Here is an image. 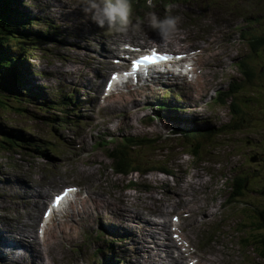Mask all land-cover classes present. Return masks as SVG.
I'll return each mask as SVG.
<instances>
[{
  "label": "rangeland",
  "instance_id": "rangeland-1",
  "mask_svg": "<svg viewBox=\"0 0 264 264\" xmlns=\"http://www.w3.org/2000/svg\"><path fill=\"white\" fill-rule=\"evenodd\" d=\"M16 2L23 8L20 10V20L24 27L18 30L24 35L28 33L27 29L44 31L46 24H53L56 29H52L55 36L46 37L37 48H29L23 53L13 48L20 55L15 71L24 74L25 77L20 78L25 83L23 85L18 81L21 85L16 84L6 77L1 84H9L11 94L25 93L26 88L39 90L51 102L40 105L37 99L32 98V103L23 101L21 107L25 109L24 113L0 110L1 128L11 127V131L25 134L35 144L20 141L23 145L12 150L0 148L2 251L5 243H11L10 249L5 246L3 254L0 252V264H98L94 260L98 256H92V253L99 250H104L106 256L117 254L125 257L123 263L121 259L118 260L119 264H130V260L137 264L139 258L151 262L149 254L143 255L144 251L139 245L143 239L151 236L150 222L145 219L156 223L166 220L172 231V239L180 238L178 223L184 220L186 230L182 233L181 242L177 240V245L180 249H189L190 255L184 260L185 264H204L203 261H207V264H212L210 261L213 264H264V258L258 255L260 244L244 246L246 242L254 243V238L261 244L264 241V192L254 187L247 192L244 189L239 203L224 207L230 191L229 181L225 182V179L239 173L247 183L264 184V45L258 43L253 51L245 36L248 33L260 35V39L264 40V0H181L170 4L160 1L152 2V8L146 7L143 0H139L137 5L131 4L133 23L143 19L149 11L158 17L176 16L177 28L166 39L144 25L131 28L126 34L100 29L83 17L77 0ZM241 28L245 31V38L241 35ZM150 32H153L152 36ZM143 33L162 48L174 52L188 51L192 57L199 46L202 49L199 59L202 70L197 74L196 81L204 86L206 92L189 93L184 89L183 81L167 82L165 79L159 88L174 83V90L182 88L176 93L177 96L173 89H169L168 94L169 102L178 106L179 112L164 108L144 111L145 104L157 105L162 102L154 96L147 99L138 92L143 91L140 85L125 89L127 93L122 91L110 95L107 99L111 102L102 103L103 108L99 112L95 102L103 84L98 88L94 83L108 78L114 67L107 59L109 52L106 53L113 43L112 39L118 41L116 37H120L135 41L143 38ZM104 35L107 36L106 41ZM12 45L13 42L5 47L9 50ZM25 45L29 47L28 43ZM16 51L11 50V53L15 55ZM93 54L103 55L107 61L96 67L98 64L93 62L98 63L101 59ZM238 61L248 64L249 75L239 69ZM96 74L101 77H96ZM230 87L240 88L238 93H228L237 96L239 105L230 108L226 104L216 103L215 95L217 98L218 94L215 91ZM0 91V99L11 103L10 94L3 89ZM68 91L72 93L66 94ZM135 92L139 96H134ZM242 93L250 96L255 93L256 100L252 98L241 102L239 96ZM57 101L66 106L74 105L67 114L68 120L73 122L56 124L61 115L50 106ZM171 104L169 107H174ZM72 111L76 114H72ZM120 111H124L126 118L120 115L119 119L122 120L113 121L112 115ZM144 114L154 120H148L153 124L151 130L154 135L165 133L163 127L179 129L204 125L211 127V130L219 124L226 125V122H240L226 125L227 128L217 137V133L211 130L213 140L207 141L204 146L200 144L199 153L194 158L184 154L187 148L182 140L172 139L165 144L161 157H152L162 159L160 163L149 159L144 163L149 166L145 169L139 168L143 164L135 163L137 167L132 166L128 170L132 175L127 176V171L116 167V161L110 153H106L111 151L112 141L105 146L98 143L101 139L108 140L107 136L120 140L116 128L125 129L128 125L131 126L120 134L135 138L149 134L150 129L140 121L146 119L143 118ZM111 128L113 134L108 133ZM139 141L144 145L141 139ZM134 145L133 149L137 150L136 146L139 145ZM171 147V154L167 155ZM144 153L154 155L156 151L147 149ZM113 154L119 158L116 151ZM170 169L173 176H169ZM245 171H252L253 176L260 178L255 179ZM175 184L182 186L177 188ZM63 185H77L82 191L74 202L68 207L64 206L62 213L49 218L45 228L46 238L40 237L37 226L40 225L43 208L48 198ZM178 191L184 193L182 201L177 197ZM96 197L101 198L99 203L105 201L112 207L98 204ZM135 202L147 204V207L136 210L138 216L132 208ZM162 203H166L167 207H163ZM105 207L109 208V213L105 215L103 212L99 216ZM129 214L136 218L132 219ZM176 218L177 223L171 225L169 221ZM109 219L122 224L121 227H107ZM133 220L139 221V224H134ZM8 221L13 226H19L13 235L5 228ZM23 228L29 234L23 233ZM127 229L129 234L125 233ZM153 229L157 235L158 232L162 233L158 227ZM30 230L34 231L36 245L26 240L29 238L21 236L30 235ZM98 232L101 238L96 236ZM159 238L156 243L161 247L162 240L169 241L171 237ZM18 239L21 243L17 242ZM189 240H192L198 252H193L188 246ZM13 242L16 248H12ZM22 246L27 248V252ZM36 247L41 260L39 257L35 260ZM151 255L155 264H163L156 255ZM172 255L176 261H180L178 255ZM138 264L145 263L140 261Z\"/></svg>",
  "mask_w": 264,
  "mask_h": 264
},
{
  "label": "trees",
  "instance_id": "trees-1",
  "mask_svg": "<svg viewBox=\"0 0 264 264\" xmlns=\"http://www.w3.org/2000/svg\"><path fill=\"white\" fill-rule=\"evenodd\" d=\"M154 1L155 2L162 1L165 3H170V2H179L180 0H154ZM11 2L12 0H0V90L3 89L5 92L10 94L11 96L10 98L11 103L4 102L3 100L0 99V110L3 112L12 110L18 113H24L25 109L21 107L23 106L22 105L23 101L25 100L26 103H32L33 102L32 98L33 96H36V94H34L32 91L29 92L27 90L25 91V93L17 92L15 94L14 93L11 94L9 92L12 89L9 88V84L7 85V83L4 82L3 86L1 85L3 82V79H5L6 77H8L11 80V82L20 84L18 82L20 78L18 79L17 77L18 73L15 71V68H14L16 66V60L19 59L20 55L18 54V52H15L16 54L15 56H13V54L11 53V50L20 51V49L18 48L21 47V49L25 51L29 49V47L26 46L25 44L27 43L32 44V42L29 41L28 38H33V39H37L35 37L46 38L50 34L48 33V35L44 37L40 31H33L30 29H27L28 33L24 35L20 30H18V28L22 29L24 27L22 25V21L20 20L21 16L18 13V11L22 10L23 8L21 7V5H18V2H16V9L18 11L15 12V10L11 7ZM51 27L52 25H50V29ZM11 42H13V45H12L13 47L12 49L10 48L8 50V47H5V46H9ZM34 47L37 48L38 46L34 45ZM13 48H15L16 50ZM0 93L2 92L0 91ZM25 98H27L28 100ZM250 99H252L251 96H248V97L245 96L243 101H247ZM41 104H44V103H42L41 101L40 105ZM60 122H63V121L60 120ZM58 125H61V124H58ZM10 128L11 127H8V128L0 127V148L1 149L12 150L14 147L18 146V144H21L19 143L20 141L25 142V144L32 142V138L25 137V134H22L19 131H17V133L13 132L11 131ZM210 128L211 127L207 129L209 130ZM193 130H200V129H193ZM196 134L197 133L191 132V130L183 131L180 134V135H183L182 138L185 139V146L187 147V152L192 157H195L199 153V150H200V145H198L200 143L199 137L196 136ZM135 140L136 139L133 136L124 138V141L126 143H136ZM141 141H144V139ZM135 163H136L135 160H132L131 158L128 157V158L121 159L117 165L121 169H123L125 166H127L128 169H130L132 166L137 167ZM139 168H142V167H139ZM244 187H245V180H240L239 189L236 192V195H241V190ZM254 241H255L254 243L246 242L244 243V246L260 244L259 245L260 251L258 255L264 258V241H261L262 244L259 243L256 238H254Z\"/></svg>",
  "mask_w": 264,
  "mask_h": 264
},
{
  "label": "bare ground",
  "instance_id": "bare-ground-1",
  "mask_svg": "<svg viewBox=\"0 0 264 264\" xmlns=\"http://www.w3.org/2000/svg\"><path fill=\"white\" fill-rule=\"evenodd\" d=\"M45 1V0H44ZM8 2V1H7ZM40 5V4H39ZM6 6V5H5ZM42 14V13H41ZM47 25V27L45 28V30L43 31V30H39V31H42L41 33L43 34V36L44 37H46L47 35H48V33L50 34L49 36H55V33H54V30H52L53 28L55 29L56 27L55 26H53V24H51L52 25V27H51V29H50V25L49 24H46ZM107 35H110V34H107ZM113 38V37H112ZM103 39H104V41H106V39H107V36L106 35H104L103 36ZM111 39V38H110ZM120 40V39H119ZM119 40L118 41H115L114 39H112V42L113 43H117L116 45H118V42H119ZM126 41H134V40H132V39H127ZM136 42V41H135ZM166 44V43H165ZM103 45V44H102ZM108 46V45H107ZM166 46H168V44H166ZM109 47V46H108ZM119 48L120 49H124L125 48V46L124 45H122V44H119ZM19 51V50H18ZM94 51V50H93ZM17 52V51H16ZM106 52H108V51H106ZM170 52L172 53V54H178L177 52H174V50H171L170 49ZM101 53V52H100ZM19 54V53H18ZM90 54V53H89ZM91 54H92V52H91ZM13 56H15L14 54H13ZM93 56H96V57H99V59H101L100 61H98V63L97 62H93V63H95V64H98V66H96V67H99V65L101 64V62H103L104 60H105V57L103 56V55H97V54H93ZM101 56V57H100ZM140 57H142V56H140ZM185 57H187V55H185ZM112 58H114V57H111V59H110V64L111 65H113V61H112ZM107 59H109V57H107ZM107 59L105 60V61H107ZM16 61H18V60H16ZM104 61V62H105ZM238 62H241V61H238ZM114 66V65H113ZM115 68H117V67H119V66H114ZM171 70H172V73H169V72H167V73H163V74H161L160 76L162 77V79L163 80H165L166 79V81L167 82H173V81H177V82H180V81H182V78H181V75H180V73L178 72V71H175L174 70V67L173 68H171ZM58 73V72H57ZM21 74H23L22 72H21ZM174 76H173V75ZM102 75V74H101ZM173 76V77H172ZM96 77H101V76H99V75H97L96 74ZM23 79V78H22ZM107 79L108 78H104V80H102V82H101V80H100V82L99 83H94L95 85H98V88L101 86L102 87V84L105 82V81H107ZM147 82H148V78H144L141 82H139V80H133L129 85H126L125 86V89H127V90H129V89H133V87L134 86H145V88H142L143 89V91H138V92H140L141 94H143L147 99H148V96H149V89H148V87H146V85H147ZM155 83H157V82H155ZM175 84V83H174ZM174 84H172V85H170V86H168L169 88L170 87H173L174 86ZM94 85V86H95ZM165 86V85H164ZM115 90H113L112 92H115L116 90H118L117 88H114ZM170 89H172V88H170ZM151 91V90H150ZM136 93L135 92V94H134V96H139V93ZM170 90H168V94L170 95ZM173 92H174V90H173ZM69 93H72L71 91H69ZM154 95L155 96H157L160 100L162 99V96L164 95V93H163V91H162V93H159V91L157 92V93H154ZM32 98V97H31ZM35 100V99H34ZM143 100V99H142ZM41 103V102H40ZM59 110H61L60 108H58ZM145 107H143V110L145 111ZM123 114H124V116H126V114L124 113V111H123ZM144 116H145V114H144ZM145 121V120H144ZM145 123V122H144ZM125 137H129V135H126V134H122V136L120 137V140H124V138ZM136 140V143L135 144H138V142H139V140L141 139V140H143L144 139V141H142V142H144L145 143V136H142V137H139L138 138V136H137V138H135ZM147 168H148V166H146ZM176 185V187L177 188H179V187H181L182 186V184H175ZM206 187V186H205ZM71 192V191H70ZM183 195H184V193L183 192H180V191H178L177 192V197L182 201L183 200ZM146 200V202H147V199H145ZM121 201V200H120ZM122 202V201H121ZM123 202H125V201H123ZM34 203L36 204V205H38L37 204V202L34 200ZM127 203V202H126ZM42 204H40L39 206H41ZM162 205H163V207H167V204L166 203H162ZM211 206H213V205H211ZM144 207H147V204L145 203V202H135V205L134 206H132V208H133V212H135V215H139V213H137L136 212V210H139L140 208H144ZM201 207H204V206H201ZM164 208V209H165ZM102 212H105V215L107 214V213H109V208H107V207H105V210H101L100 211V214H99V216L101 215V213ZM170 213L171 212H169V215H170ZM54 215H57L56 213H53L52 215H50V217L51 216H54ZM130 215V214H129ZM173 216H175V215H173ZM49 217V218H50ZM130 217L133 219V218H136L135 216H132V215H130ZM105 218H106V216H105ZM107 219V218H106ZM110 220V219H109ZM146 220V222H150V226H149V229L151 230V236H150V238H146V239H143L141 242H140V244L139 245H141V250H143L144 252H143V255L145 254V253H147V254H149V259L151 260V262L153 263V264H155V261L153 260V257H152V255H151V253L152 254H155V255H159V256H161V258L164 260V262H166V263H168V264H185V259L190 255L189 254V249L188 248H185V250H182V249H180L179 247H178V245H177V240L179 241V242H181V240H182V236H180V238H176V239H172V231H170V229H169V223H167V221L166 220H163L162 222H158V223H156L155 221H149V219H145ZM177 221H178V218H177ZM169 222H171L170 224L171 225H173L174 223H173V221H169ZM133 223L134 224H139V221H137V220H133ZM177 223V222H176ZM156 224H158L159 226H155ZM121 225L122 224H117V223H113L111 220H110V224L107 226V227H110V226H112V227H121ZM18 227L19 226H13V223L11 222V221H8V223H7V225L5 226V228H6V230L11 234V235H13L17 230H18ZM155 227H158L161 231H162V233L161 232H158L160 235H157V234H155V229H153V228H155ZM40 228V225H38L37 226V230ZM177 231H174V233H176ZM23 233H26V234H29V232L27 231V229H25V228H23ZM124 233V232H123ZM125 233L126 234H129L128 233V229H127V231H125ZM24 235V234H21V236H23V238H29V239H26V240H29V243L31 244L32 242H30V241H33V243H35V245H36V240H34V236H35V234H34V231L33 230H30V235ZM119 235V234H118ZM143 236L145 237V235L143 234ZM160 236H162L163 238H168V237H171L170 238V240L169 241H164L163 242V245L161 246V247H158V243H156V241L157 240H159L160 238ZM120 238V237H119ZM9 241H13V240H11V239H9ZM18 243H21V240L20 239H18V241H17ZM13 245H12V248H16V244H15V242H13L12 243ZM5 246H7V248H9L10 249V246H11V243H9V245H7L6 243L4 244V246H3V251H5L4 250V247ZM22 248H23V250L25 251V252H27V248L26 247H23L22 246ZM3 251H2V248H1V246H0V252H1V254H3ZM10 251V250H9ZM162 251L164 252V253H162ZM172 253H175L176 255H178V258L180 259V261H176L175 259H174V257H173V255H172ZM36 259L35 260H38L37 258L39 257V260H41L40 259V254L38 253V251H37V247H36ZM26 256V255H25ZM103 256H106L105 255V253L104 252H101V254H100V257L99 258H103ZM42 258V257H41ZM207 260V259H206ZM140 261H142V262H144L145 264H152L150 261H148V260H144V259H142V258H139L138 259V262H137V264L140 262ZM124 262V261H123ZM122 262V263H123ZM130 262V264H134L133 263V260H130L129 261ZM203 263L204 264H207L208 262L207 261H203ZM210 263H212L213 264V261H210ZM118 264V263H117Z\"/></svg>",
  "mask_w": 264,
  "mask_h": 264
},
{
  "label": "clouds",
  "instance_id": "clouds-1",
  "mask_svg": "<svg viewBox=\"0 0 264 264\" xmlns=\"http://www.w3.org/2000/svg\"><path fill=\"white\" fill-rule=\"evenodd\" d=\"M146 5L152 8V0H146ZM77 7L83 17L98 28L120 34L144 25L156 31L162 39H166L175 32L178 24L176 16L158 17L151 11L145 13L143 19L133 23L130 0H77Z\"/></svg>",
  "mask_w": 264,
  "mask_h": 264
},
{
  "label": "snow or ice",
  "instance_id": "snow-or-ice-1",
  "mask_svg": "<svg viewBox=\"0 0 264 264\" xmlns=\"http://www.w3.org/2000/svg\"><path fill=\"white\" fill-rule=\"evenodd\" d=\"M170 59L169 56H167L166 54L165 55H161V54H158L155 50L152 51L151 55H146V56H142L140 58V60L136 61L134 60L132 62V68L135 70V69H138V67L140 66L141 63H154L156 60H168ZM178 59H182V57H178ZM112 79L115 80L116 79V75L113 74L112 76ZM109 87H111V82H109ZM68 191H74V189H68L65 191V195L67 194ZM63 198L62 195H57L54 199V201L52 202L53 204V207L56 206V204L59 203V201ZM45 216H47V213H45Z\"/></svg>",
  "mask_w": 264,
  "mask_h": 264
}]
</instances>
